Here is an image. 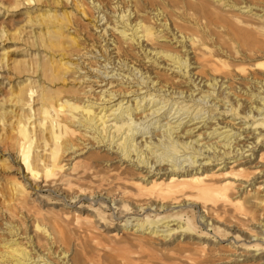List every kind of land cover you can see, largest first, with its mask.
I'll return each instance as SVG.
<instances>
[{"label":"bare ground","instance_id":"6f19581e","mask_svg":"<svg viewBox=\"0 0 264 264\" xmlns=\"http://www.w3.org/2000/svg\"><path fill=\"white\" fill-rule=\"evenodd\" d=\"M26 1L31 2V0ZM60 1L63 2V0ZM46 2L47 4L59 3L58 0H46ZM67 2L70 4L68 6L71 8L70 11L62 10L61 13L56 14L46 10L39 18L46 30L38 32L37 38L39 44L51 57L39 67L40 74L45 76L49 73L50 80H55L59 76L64 77V73L70 70L80 69V64H85L83 59L79 61L84 53H79V40L76 37L81 36L87 26L81 24L80 20H75L72 11L91 18L96 10L95 18L100 16L105 21L104 24L99 25L102 26V32L108 33L107 26L114 29H111V33L107 35L108 43L105 48L99 45L100 50L103 48L104 51L109 52L111 64L125 66L130 71L129 74L133 76L139 73L136 80L152 87L154 92L162 91L166 97L184 95V98L191 99V101H203L205 97H210V94H215L217 86L215 96L230 102L228 108L224 107L225 112L232 113L231 116L252 120L248 127L249 133L243 137L244 140L240 144L232 143L231 139L235 140L241 135L239 129L245 130L246 128L243 129L241 126L234 128L233 124H230L231 128L228 131L234 130L233 133H226L223 136L230 142L223 144V147H218L215 143L201 147V149L207 148L206 160L209 163L214 161L216 163L211 166L201 163L197 165L198 157L203 154L200 148L193 149L190 147L191 141L179 140V137L174 138L171 124H162L166 115L160 116L141 128L140 136L148 128L151 129L146 134L150 135L137 141L136 134L139 129V127L136 128L137 124L158 110L156 108L144 113L145 106L140 113L136 112L141 108L144 100L148 103L156 102V94L145 93L134 102L127 100L125 103L128 104L130 101L131 104L125 107L121 101H118L116 105L119 110L117 116L119 124L116 122L114 127H110L114 131L108 130V135H102L103 146L111 149L114 147L115 151L120 154L118 156L123 157V161L126 158L129 160V165L121 166L119 171L110 170L106 175L91 172L89 174L91 180L88 182L97 185V188L101 187V184H107L120 190L121 200L112 199L117 208H127L130 204V209L142 210L147 214H141L142 217H137L135 220L125 219L123 224L117 226L119 228H116L117 231L107 224L108 214L94 206L89 210L92 214L91 219L80 218L76 211L70 208L64 211L49 208V211L46 210L50 213L49 217H44L48 224L44 221L46 225L44 223L42 226L38 225L37 212L34 211L32 214L24 212V217H22L27 219L25 225L28 232L21 233L17 225H8L11 229L0 226V230H8L12 234L11 237L26 240L21 243L20 240L17 241V238H6L3 246L6 245L7 250L2 258H8L14 264H24L25 260L29 261V264L32 262L34 264L37 262L43 264H230L236 262L264 264V217L254 219V222L257 221L258 226L256 227H260L256 232L251 224L247 225L245 217H239L235 212L243 208L246 213L253 214L256 207L262 205L264 208V29L262 27L253 29L246 20L233 15L227 17L219 15L211 8L208 0H64L62 5ZM2 3L0 0V4ZM232 5L237 4L232 2ZM116 7L120 8L119 14L116 16L111 14L115 17L112 20L110 13H115L113 8ZM148 10V14L155 16L159 25L171 26L174 38L177 39L178 36L185 42L184 56L166 51L164 56L171 62L166 65L176 70L177 73L188 74L194 82L197 79L193 87L198 89L205 87L204 94L198 91L193 95L194 88L191 86L186 95L187 91L179 90L178 86L174 85L168 77L160 78L159 75L142 69L141 65L139 66L129 57L132 48L125 46L123 42L122 38L126 36L125 30H120L118 37L114 36L115 23L120 22L123 28L127 29V26L130 28L131 40L137 39L139 43L138 39L144 38V42H147L154 33L148 18L144 17ZM131 12L135 13L134 19H130ZM127 20L129 23H126ZM39 21L33 20L35 23ZM138 33L141 35L139 36ZM141 48L142 52L147 55L153 53L152 61L161 64V61H158L161 56L157 58L156 55L163 50H157L154 47L147 48V43L144 46L141 45ZM189 54L193 56L192 62H190ZM54 55H57L56 62L52 61ZM65 57L76 58L74 59L76 61L72 62L70 58L65 59ZM108 59H103L107 62L106 64L98 62L99 67H106L110 64ZM86 64H89L88 68H94L91 67L90 62ZM194 64L207 68L208 72L205 77H200L195 73L191 74L189 66ZM144 68L147 67L144 66ZM97 73L109 79L108 73ZM112 75L119 76L120 74ZM228 80L233 82V88L242 90V94H237L234 90L224 92L225 89H231L232 85L229 84L219 90ZM27 85L22 89L20 87L19 91L14 92L11 97L13 106L18 110L15 112V117L7 120L5 130L2 129L4 133L0 134V141L4 146L14 148L18 162L25 170L26 179L28 183H34L35 191L46 188L49 192H62L70 187L73 180H85L86 178L84 174L87 168L84 167L80 171L77 169L79 160H74L72 155H65L64 158L63 154L68 150L74 151L72 153L76 152L75 145L70 139L75 132L72 126L75 123L79 125V117L88 123L93 121L94 116H91L88 108L91 103L86 106L79 105L81 92L69 91V99L66 97L63 99L59 91L40 90L36 94V100L39 102L37 110L29 107L26 114H21L18 112L19 109L22 110L24 106L30 105L36 92L33 86ZM164 87L167 89L162 90ZM82 90L84 89L81 88L80 91ZM90 90L91 86L87 85L82 93ZM106 92V89H102L99 94L88 95L85 98L92 101L102 100ZM243 92L245 97H243ZM197 94H199L198 97ZM93 97L95 98L92 99ZM174 104L176 102L171 105ZM196 106L190 112V107H179L177 104L172 114L183 110L189 122L200 118V112L207 110V119L214 118L209 116V109ZM194 110L196 112L192 114ZM11 111L12 109L0 110V123H4V116ZM100 119H97V122ZM177 119L179 120V117ZM103 123L105 122L102 121L99 125L102 126ZM80 124L83 126L82 123ZM99 125H94L92 128L100 135L106 129ZM156 126L157 130H155ZM99 127L100 130H98ZM162 127L165 128L161 129ZM39 140L41 144L37 143ZM153 147L156 150H153ZM39 149L43 152L42 154H39ZM141 149H144L146 153ZM6 150L4 148L0 150V153L6 154ZM220 150H223L222 153ZM6 155L9 157V154ZM92 155L90 153L89 159L94 162L105 161L98 156L92 158ZM181 156L185 157L177 163ZM161 162H166V165L160 166ZM156 163L158 166H155ZM122 164L123 162L120 165ZM139 165L146 168V174L136 176L133 173L134 167L139 169ZM154 170L155 173L148 175L149 171ZM13 183V188H9L13 195L14 201L12 202H16L18 207H21L22 198H26L28 193L21 181L14 179ZM79 189L85 191L86 188ZM36 197L33 200L37 199ZM28 209L27 212L32 211L31 208L30 211ZM162 212L172 213L164 216L161 215ZM129 221H135V224L131 225V228H136L135 238L132 241H128L126 237L119 234L122 225L126 227ZM168 222L175 224L169 225ZM162 223L166 224L162 226ZM199 226H203L206 231L198 230ZM159 231L164 234L160 242L155 245L153 237ZM38 233L42 236L40 237ZM177 233L185 237L188 242L172 246L173 240L170 241V239ZM217 233H220V236ZM227 234H231L232 237L228 238ZM71 236L77 240L76 246H70L71 250H64L60 253L57 251L58 248L54 249L53 244H56L57 240L62 241L66 246L69 245ZM102 236L108 241H102ZM42 237L49 246H41ZM165 238H167L166 241H163ZM222 241L235 249L230 251L228 257L225 258L219 257L218 254L222 250L215 247ZM132 242L134 243L129 244ZM21 245L26 246L21 247ZM29 246L30 249L27 250ZM239 247L242 251L238 252L236 250ZM32 250L33 255H31ZM207 255H211L212 263H206L210 258L204 259ZM53 257H57V261H54Z\"/></svg>","mask_w":264,"mask_h":264},{"label":"rangeland","instance_id":"374dc122","mask_svg":"<svg viewBox=\"0 0 264 264\" xmlns=\"http://www.w3.org/2000/svg\"><path fill=\"white\" fill-rule=\"evenodd\" d=\"M1 1L3 2L2 3L3 5L0 4V110L12 109V111L4 116L5 118L4 123L3 122L0 123V134L4 133L2 129L5 130V127L7 126V120L11 117H15L16 116L15 112H17L18 110V108L14 107L12 104L11 97L13 93L18 92L20 87L21 89L22 87L25 88V85L27 84H28L27 86L29 85L33 86L36 92L34 93L35 94L33 98L34 100L30 101V105L24 106L22 110L19 109L18 112H20L21 114H26L29 110V107H31L32 110L36 111L37 108L39 107L38 105L39 102L38 100H36V94L40 90H45L48 92L59 91L60 97H62L63 99H65V97L69 99L70 97L68 95L69 91L81 92L80 93L81 102L79 105L86 106V104L91 103V106L88 108L91 112V116H94L93 121L90 123L86 122L85 119L79 117L80 123H82L83 126H81L80 123L79 125L75 123L72 126L75 132L74 135L70 138L72 140V143H74L75 145L74 150H76V152L72 153L74 151L68 150L66 153L63 154V157L65 155H72L74 156V160H79L77 169H79L80 171L83 170L84 167L87 168L84 175L88 180L86 178L85 180H78V181L73 180L70 187H67V189H65L62 192H52V191L49 192L46 191V188L39 191H35L34 183L33 184L28 183V179H26L25 170L20 165V162H18V158L16 157L14 148L10 146L6 147L4 146L3 142L0 141V150L6 148L7 150L5 152H7L6 154H9L8 157V155L6 154L2 155L0 153V226H2V228L11 229L8 225L10 226L17 225L19 227V231L20 232L22 231L21 233H26L28 232V229L26 228L25 225L27 219L25 220L23 218L24 214L25 213L32 214V212L34 211L37 212L38 225L42 226L45 222L47 223V219L45 218H48L50 213L46 212V210L49 211V208H53L59 211H64V209L70 208L72 210H75L77 216H79L80 218L88 217L89 219H91L92 214L90 213L89 210L93 206L98 207L99 209H102L105 214H108L106 222L107 224H109V226H111L113 230H117L116 229L118 228L117 226L123 224L125 219L133 218L135 220V218L137 219V217L138 218L142 217L141 214H147V213H143L142 210H138V209L135 210L133 208L130 209L131 208L130 204H128L127 208H117V206L113 203L112 199L115 201L121 200L122 194L120 190L107 184H101V187L97 188V185L88 182L91 180V178H89L90 176L89 174L91 172L92 174L100 173L102 175H106L107 173H109L108 171L110 170L119 171L120 170L119 168H121V166L124 167L125 165H129V160L126 158L123 161L122 160L123 157L121 158L120 156H118L120 154H118V151L117 152L115 151L114 147L111 149L106 146H103L102 135H108L109 133L108 130H110V132L114 131V129L110 127H114V124L117 122V116L119 115V110H117L116 104L118 101H121L123 107H125L131 104L130 101L134 102L138 100L145 93L156 94L157 95V97H155L156 102L148 103L147 100H144V102L141 103V108H139V110L136 112V113H140V111L143 110V107L145 106H146L145 108L146 111L144 113H148L152 109H156V108L158 110L152 116L144 119V121H141V123L139 122V124H137L136 128L139 127V129H137L138 133L136 134L137 141H140V139H143L150 135V134H146V132L149 131V129H151L148 128V130H145L144 133L140 136V134L142 133V131H140L141 128H143L145 125L149 124L153 120L159 118L160 116L166 115V118L162 121V124L163 125L168 123L171 124L172 130L174 132L172 136L174 138L179 137V140H184L187 142L191 141L190 147H192L193 149L200 148L203 154L198 157L197 165L201 163V164H208L207 166H211L212 164L216 163L215 161L209 163V161L206 160L207 157H205V155L207 153V148L201 149V147H204L205 145L209 146L211 143L217 144L218 147H223L222 146L223 144H227L228 142H230L223 138L224 134L233 133L234 130L228 131L231 128L229 126L230 124H233L234 128H238L239 126H241V128L243 129L246 128L245 130L239 129L241 135L237 136L235 140L231 139L232 143L240 144L241 141L244 140L243 137L247 135V133H249L248 127L252 120L249 119L248 121L240 116H231L232 113L225 112L224 107L228 108L230 102L228 103V101L224 99H220L215 96L217 91V86L215 87V94L214 93L210 94V97H205L203 101H191V99L189 100L188 98H184L183 97L184 95L183 96L170 95L171 97H166L164 96V94H162L163 93L162 91L160 93L154 92L152 91V87H149L147 84H142L140 81L136 80L137 76H139V73H137V76H133L132 74H129L130 71L125 66L111 64L112 60L108 56L109 52L104 51L103 48H105V46L108 43L107 35L111 33L110 31L112 28L110 29L109 26H107L108 33L106 34L102 32V26L99 25L104 24L105 21L104 19L102 20L100 16L97 19L95 18L97 16L96 10H94L95 14L94 15L92 14L94 16L91 17L92 19L89 17H84L80 13L72 11L74 15V19L80 20L81 24L83 23V25L87 26V29L82 31L81 36L78 34L79 36L76 37V39L79 40L78 42V45L80 46L79 53H84V56L80 58L79 61H82L83 59L85 61V64L84 65L80 64L79 65L80 69L78 70L73 69L64 73L65 74L64 77L59 76L55 80H50V78L48 77L49 73H46L45 76H43L39 72V67L42 64L46 63L47 61H49V59L51 58L50 54H48L45 51V48L39 44L40 42L38 41L37 38L38 32H44L46 30L45 25H43V23H40L39 18L41 14L44 13L46 10H49V12H53L56 14L61 13L62 10L70 11L71 8L68 7L70 5L69 2H67L65 5H62L64 0L63 2L58 0L59 2L58 4H53V3L47 4L46 0H31V2H27L26 0H1ZM208 1L210 3L211 8L219 15L224 17L233 15L234 17H239L243 20H246L247 24L253 29L259 27H262V29H264V0H229V2L227 0H208ZM232 2H235V4L237 5H232ZM119 9L120 8L118 7L113 8L115 13L114 12L110 13V15L111 14H115V16L118 15ZM146 13L147 14L144 17L148 18V21L151 24L153 28L152 30L154 32L152 37L147 42H144V38L138 39L139 43L137 42V39L131 40L130 28L128 26L127 29L123 28L120 22L115 23L116 31H114V36L118 37L119 34L118 32L120 30H125L126 36H124L122 39H124L123 42H125V46H131L132 48L129 57L133 59L134 62L136 61L135 62L136 64H138L139 66L141 65L142 69L149 70L154 75L156 74L159 75L160 78L168 77L169 79L172 80L174 85L178 86L179 90L187 91L186 92L187 95L190 87L191 86L193 87V84L197 83L198 80L196 79V82H194L193 78L189 77L188 74L183 75L182 72L180 73L175 72L176 70L166 65V63L170 64L171 62L164 56L166 51L176 52L177 54H181L184 56L185 50L183 48V45L185 42L181 40L178 36L177 39L173 37V32L171 31L170 25L167 27H163L158 24V21L156 20L155 16H152V14H148L149 10ZM110 17L112 20H114L115 18L112 15ZM134 17H135V13L131 12L130 19L131 18L134 19ZM33 20H38L39 23H35L33 22ZM128 21L129 20H127L126 23H129ZM110 26H112V24H110ZM138 35L140 36L141 33H138ZM146 43H147V48L154 47L157 50H163L161 51V53L156 55L157 58L161 56V58H159L158 60L161 61V64L152 61L153 58H151V56L153 53L147 55L144 52H142L141 45L144 46ZM99 45H103L102 50H100ZM90 50L91 51L95 50L97 52L93 53ZM192 57H193L192 54H189L190 62L193 61ZM67 58H70L72 62L76 61L74 60L76 58L72 59L71 57H65V59ZM104 58L106 60L109 58L108 62L110 64H107L106 67H99L98 62H101V64L107 63L106 61L103 60ZM56 60H57V55H54L52 61L56 62ZM88 62H90V64L92 65L91 67H94L93 69L88 68L89 64H86ZM144 66H146L147 68H144ZM189 71L191 72V74L195 73V75H198L200 77H205L208 72L207 68H202V66H196V64L190 65ZM97 72L108 73L107 76L109 77V79L105 78L104 75L98 74ZM114 73L120 75L114 76L112 75ZM152 73L151 76L153 75ZM228 84L232 85V87L231 89H225L224 92L234 90L237 92V94H242V90L240 91L238 88L236 89L233 88L234 87L233 82L229 80L226 81L225 84H223V86H221L219 90L223 89ZM87 85L91 86V90L82 93V91L86 90ZM81 88H83L84 90L80 91ZM193 88H194L193 95H195L198 91L203 94L205 92V87H203L202 89H198L197 87H193ZM102 89L107 90L106 92L107 94L103 95L104 98L102 100L98 99L96 101H92L91 99L85 98V96L88 95L95 96L96 94H99L100 90ZM165 89H167V87L162 88V90ZM93 90H95L94 91L96 92L95 94H93L94 93ZM137 90L138 92L136 93ZM199 94H197L196 96L198 97ZM229 96H231V94H229ZM243 97H245L244 92H243ZM94 98L95 97H93L92 99ZM167 99L168 101H166ZM127 100H130L128 104L125 103ZM70 101L72 102L73 100ZM164 101L167 102L166 105H164L165 104ZM173 102H176V104L172 106L171 104ZM155 103L157 104L155 105ZM177 104L179 105V107L180 106L190 107V112L195 108L196 105H198L196 106L197 108L200 107L207 108L209 109L210 112L209 116L211 115L214 118L207 119L208 113L206 112L207 110H205V112H200V118H196L195 120L188 122V116H186V114L183 113V110H180L178 113L172 114L175 107H177ZM161 106L163 107L160 108ZM171 107L173 108L172 110L170 109ZM195 112L196 111L194 110L192 114L193 113L195 114ZM178 117L179 120L177 119ZM97 119H100V121L97 122ZM102 121L105 123H103V125L101 126L99 124ZM117 124H119V122H117ZM94 125H99L100 127H103L106 130H103V132H101L99 135V133L96 130H94V128H92L94 127ZM100 127L98 128V130L101 129ZM164 128L165 127H162L161 129ZM155 130H157V126ZM37 133H38V129H37ZM116 138L117 137H115V139ZM248 141H250V139ZM37 143L41 144L42 142L41 140H39L37 141ZM144 149H141V151ZM153 150H156V148L153 147ZM38 151L39 154L43 153L42 151H40V149ZM222 151L223 150H220L221 153ZM144 152L146 153L145 150ZM209 152L211 153V151ZM90 153L93 154L92 158L98 156L101 157L102 159H105V161L99 160L97 162H94L93 160L89 159ZM183 157L185 156H181L179 161H177V163L182 161L184 159ZM151 158H153V156H151ZM121 162H123L122 165H120ZM159 165L164 166L166 165V162H161V164ZM185 165L187 168V162L185 163ZM155 166H158V163H156ZM153 167L151 168V170L153 169ZM145 170H146L145 167L139 165V169H137V167H134L133 173L136 176L142 174L144 175L147 173ZM152 173H155V170L152 172L149 171L148 175ZM14 179L21 181V183L23 184V186L25 187L28 193L26 198H22L21 207H18L16 202H12L14 201L12 199L13 195H12V191L9 188L11 189L13 188L12 184H14L13 183ZM82 184L83 186H81ZM82 187L86 188L85 191H80L79 188ZM33 192L34 193L37 192V194L34 195ZM36 195H38V197H36ZM35 197L37 198L35 199L36 202L35 200H33V198ZM126 201L128 200L126 199ZM77 207L78 209H76ZM27 208H29L28 211H30V208L32 211L27 212L26 211ZM235 212L239 217L242 216L245 217L247 219L245 220L247 225L251 224L254 231L256 232L259 231L260 227H256L258 225H257V221L254 222V219L256 218L261 219L264 217V208H262V205L256 207L254 209L253 214L246 213L245 210H243V208H241V210L239 208ZM171 213L172 212H162L161 215L168 216ZM8 218H10L11 220ZM167 218H171V217H167ZM5 223L7 225H5ZM46 223L44 225H46ZM168 223L169 225L175 224L171 222ZM134 224L135 221L134 222L129 221L127 222L126 227H123L122 225L119 234L122 237H126L128 241H132L133 238H135L134 230L136 228L135 227L131 228V225ZM165 224L166 223H162V226ZM197 229L202 232L206 231L203 228V226H199ZM155 234L156 235L153 237V242L156 245V243L160 242L164 233L159 231ZM217 234L218 236H220V233ZM11 235L12 234H10L8 230H2V229L0 230V264H7V263L14 264L13 262H10V259L2 258L3 253H6L5 251L7 250L6 245L3 246L5 239L17 238L15 236L11 237ZM39 236L41 237L42 234L41 235L39 234ZM102 237H103L102 241L105 242L108 241L106 237L104 236ZM227 237L230 238L232 236L231 234H227ZM43 238L44 237H42L41 239V241L43 240V242H40V244L42 243L41 246L42 247L49 246L46 243V240H44ZM166 239L167 238H165V240L163 241H166ZM19 240L21 241V243L26 241L24 239L21 240V238H19L17 241ZM76 241H77L76 238L71 236L69 240L70 243L69 245L66 246L62 241L57 240L56 244H53V247L54 249L58 248L57 251L61 253L64 250L67 251L68 249L71 250L70 246H74V245L76 246ZM170 241L173 242L171 244L172 246L174 245L176 246L179 243L188 242V240L185 237L183 238V236L179 235V233L174 235V237L170 239ZM239 242L241 243L242 241ZM65 243L67 244V242ZM133 243L134 242L129 244H133ZM126 245L128 246V244ZM25 246L26 245H21V247H25ZM215 247L217 249L222 250V252L218 254L219 257L222 258L228 257L230 251H233L234 249L229 245H227L225 241L219 242ZM133 248L134 250H137L135 247ZM28 249H30V246L27 248V250ZM236 251L238 252L242 251V248L239 247L237 248ZM161 252H163V250ZM213 254H215V252ZM31 255H33V250L31 251ZM209 257L211 258V255L205 256L204 259ZM210 258H209V262L206 263H210L211 262L210 260H213L212 258L211 259ZM52 259H55L54 261H57L56 260L57 257L56 258L53 257ZM24 264H29V261L25 260ZM31 264H34V262H32ZM36 264H43V263L37 262ZM230 264H254V262H236Z\"/></svg>","mask_w":264,"mask_h":264}]
</instances>
